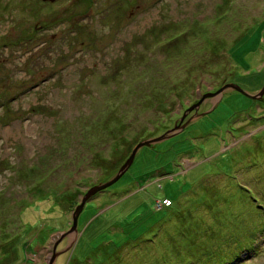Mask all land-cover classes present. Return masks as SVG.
<instances>
[{
	"label": "rangeland",
	"instance_id": "obj_1",
	"mask_svg": "<svg viewBox=\"0 0 264 264\" xmlns=\"http://www.w3.org/2000/svg\"><path fill=\"white\" fill-rule=\"evenodd\" d=\"M230 82L264 86V0H0V264H264V95Z\"/></svg>",
	"mask_w": 264,
	"mask_h": 264
},
{
	"label": "water",
	"instance_id": "obj_2",
	"mask_svg": "<svg viewBox=\"0 0 264 264\" xmlns=\"http://www.w3.org/2000/svg\"><path fill=\"white\" fill-rule=\"evenodd\" d=\"M49 1H54V0H49ZM227 88H232L237 90L238 92L242 93L243 95L252 98V99H261L263 98L264 95V86L263 88L258 92V93H248L246 90H244L242 87H240L239 85L235 84V83H227L224 84L222 87H220V89L218 91H216L215 93H210L208 95H214L217 94L219 95V99L222 98V93L227 89ZM207 96V95H206ZM205 96V97H206ZM204 96L202 97V99L195 105H193L192 107H190L191 109H195L198 108V106L201 104V102L203 101V99L205 98ZM208 111L204 112L202 115L206 114ZM163 138V136L157 137V138H152V139H144L142 141H140L132 150L131 155L129 156V158L127 159V161L123 164V166L120 168V170L118 171V173L116 174L115 177H113L111 180L102 183V184H98L94 187H92L91 189L88 190V192L85 194V196L82 198L81 202L76 206L75 212L73 214V224L71 227V230H69L65 235H68L69 233L72 232H77V226H78V218L80 213L82 212V210L85 207L86 202L88 201V199L90 197H92L94 194L106 189L108 186L114 184L116 181H118L120 179V177L126 172V170L130 167V165L133 163L134 158L136 156L137 151L143 147V146H148L153 142H157L160 141ZM58 244V243H57ZM54 246V254L51 257V259L47 262V264H54L56 257L58 256V252L56 251V245Z\"/></svg>",
	"mask_w": 264,
	"mask_h": 264
},
{
	"label": "trees",
	"instance_id": "obj_3",
	"mask_svg": "<svg viewBox=\"0 0 264 264\" xmlns=\"http://www.w3.org/2000/svg\"><path fill=\"white\" fill-rule=\"evenodd\" d=\"M171 201V200H170Z\"/></svg>",
	"mask_w": 264,
	"mask_h": 264
}]
</instances>
